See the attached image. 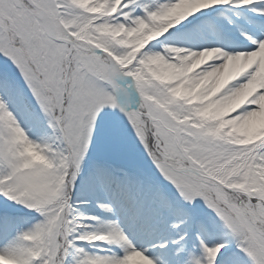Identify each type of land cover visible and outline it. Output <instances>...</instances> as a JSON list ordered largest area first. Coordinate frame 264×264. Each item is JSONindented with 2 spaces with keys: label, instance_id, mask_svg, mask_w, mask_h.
<instances>
[{
  "label": "snow or ice",
  "instance_id": "1",
  "mask_svg": "<svg viewBox=\"0 0 264 264\" xmlns=\"http://www.w3.org/2000/svg\"><path fill=\"white\" fill-rule=\"evenodd\" d=\"M0 264H264V0H0Z\"/></svg>",
  "mask_w": 264,
  "mask_h": 264
}]
</instances>
